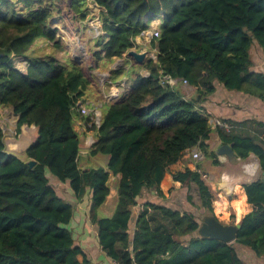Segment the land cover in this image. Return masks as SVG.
Wrapping results in <instances>:
<instances>
[{"label":"trees","instance_id":"trees-1","mask_svg":"<svg viewBox=\"0 0 264 264\" xmlns=\"http://www.w3.org/2000/svg\"><path fill=\"white\" fill-rule=\"evenodd\" d=\"M61 2L0 0V106L13 108L18 131L24 124L38 129L24 159L8 150L0 125V264H90L79 260L83 250L68 227L75 205L59 195L50 175L68 183L78 201L88 200L100 245L120 264H250L242 254L248 250L264 264L262 177L243 184L254 209L232 243L197 234L196 208L213 214L215 199L199 167L172 173L184 189L196 185L199 204L190 193L189 210L146 201L131 229L139 198L147 190L164 196L162 181L188 149L198 146L218 164L208 143L211 116L198 106L218 84L264 102V72L251 56L256 44L264 51V0H70L74 19L87 18L89 3L103 8L105 35L94 55L107 62L124 57L163 15L159 36L151 40L157 52L145 62L149 74L138 75L128 92L106 105L97 128L91 154L109 155L107 168L80 166L75 104L91 83L84 67L29 55L40 40L64 50L58 28L50 25ZM16 56L29 63L27 72L16 67ZM163 75L186 79L198 98H186L178 85L163 86ZM227 122L230 128H216L221 143L232 144L241 159L254 154L264 171V121ZM112 176L120 177L117 206L112 216L101 217Z\"/></svg>","mask_w":264,"mask_h":264},{"label":"crops","instance_id":"crops-1","mask_svg":"<svg viewBox=\"0 0 264 264\" xmlns=\"http://www.w3.org/2000/svg\"><path fill=\"white\" fill-rule=\"evenodd\" d=\"M62 2H64V4H62V7H60V9H57L54 12L53 17L50 20V25L52 27L58 28L57 35L62 32V29L67 30L65 31V33L68 34L67 36H63L64 34L59 36L60 38L62 37L61 39H64L62 40V42L64 44V49L67 50L66 45H68L73 37H75L71 36V34L77 32L81 27L87 25V21L90 19L89 17L91 15V3L88 4L90 12L89 15L86 19L82 20L74 19V13L72 12V9L70 7V0H62ZM161 20V16L155 18L151 23V28H159ZM53 21L55 22V24L52 23ZM45 42L46 43L44 44L46 45V47L49 46V42ZM92 43L95 45L94 40ZM147 43H149L148 40L145 41L144 48H146L147 52L151 51V55L148 53L146 60L149 57L154 56V54L157 52V50H155L156 48H152L151 44ZM85 44L88 45V41H85ZM138 46L139 45L137 44V47ZM97 48L98 47H96V45L95 47H92L93 54L91 61L89 62L90 64L86 63V65H84V71L88 78L91 80V83L82 99L87 100L88 103L96 102L98 98L102 97L100 95L101 93H103V89L101 87L97 89L95 87V81L91 78V73L96 71L97 68H100V66H106V69H108L106 72L111 73L109 82L111 86H116L122 81H127V83L132 86L138 75L141 74L145 76L149 74L148 70L145 68L146 60L143 64H140L133 60L131 57L127 56V54L124 55V57H122L121 59L124 60L123 66H120V70L116 72L117 68L114 69V67L110 68L109 66L111 64L113 65L115 61L113 63L107 62L105 59H98L94 55V50H96ZM136 49L138 51H141L138 48ZM41 50H43V48H41ZM56 55H58V52L56 53ZM251 56L254 62V68L264 72V51L262 50V48H260L259 45L256 44L253 46L251 50ZM54 58H56L63 64H69L70 61H73L71 58L62 59L55 55ZM177 87L180 88L185 97V88H189L190 96L186 98H198L193 86L179 83ZM99 92L101 93L99 94ZM101 102H104V100H101L99 103ZM198 106L203 107L204 111L211 117H215L224 122H227L228 120L242 121L248 118H256L258 120L264 121V102L261 99L240 91L229 90L222 84H218L216 92L213 95L209 96L205 101L201 102ZM105 108L106 105L104 104L103 110H105ZM9 118H12L13 120L11 119L10 121ZM17 121L18 116L14 113L12 107L0 106V125L2 126V128V122L5 124L9 123L10 126H13L16 123L17 128ZM75 128L80 134L81 148L88 151L87 153L80 155V166L84 168H107L109 155H93L91 154L92 147L87 146V142H89L90 140H94V142L97 141V130L89 123L88 117L82 116L79 111H76L75 115ZM37 130L38 129L35 125L24 124L21 127V134L19 135L21 142L19 147L20 149H23V154L16 153L18 156L24 159L27 158L25 151L28 146L37 138ZM208 143L210 145V150L217 152L216 159L218 161V164H214L212 159L205 158L204 156V165L198 166L196 163H189V159H192L190 157H185L184 154L183 158L180 161L170 167L169 172L166 174L164 180L162 181L161 190L164 196L158 195L155 190H147L145 191L144 195L139 198L138 204L133 207L134 217L131 222L132 230H135L137 216L144 208V203L146 201L164 204L171 208L173 207L179 210L190 209L185 204L189 191L182 187L181 182L173 180L172 177L173 172L185 170L186 167H189L192 170H195L199 167L200 169L198 170H200L202 173L210 174V176H212L217 181L219 186H216L215 189H217L218 191H222L217 192V195L219 198L224 199L221 201L217 199L213 207L214 214L220 221L224 223H239L247 213L253 211L254 205L248 203L243 184L255 180L250 178L247 160L252 157L258 161V158L254 154H252L247 159H241L237 157V161L232 162L228 159L227 156L219 155L218 149L220 148L222 143L216 128L212 129ZM194 164H196V166ZM216 176H218V179H216ZM50 180L51 183L56 187L59 195L71 201L75 205L74 217L68 227L72 230L76 243L81 246L83 250V255L79 256V260H87L90 264H113L112 258H110L106 254V252L100 245L98 226L90 218L88 200L84 199L83 201H78L74 197L73 191L71 190L68 183L61 182L52 175H50ZM119 180V176H112L110 179L111 192L107 200L99 208V215L101 217L112 216L116 209L119 196ZM175 201H177V203ZM218 203L222 206L221 211L218 210ZM230 209H232L233 211L230 212ZM232 214L233 216H235L234 221L231 217ZM187 239H189V236L187 237ZM242 254L247 256L251 264H263L262 258L260 259L256 257L254 252L251 250L244 251L242 252Z\"/></svg>","mask_w":264,"mask_h":264},{"label":"rangeland","instance_id":"rangeland-1","mask_svg":"<svg viewBox=\"0 0 264 264\" xmlns=\"http://www.w3.org/2000/svg\"><path fill=\"white\" fill-rule=\"evenodd\" d=\"M58 4H59V7H62V4H64V2H61ZM90 6H91V15L89 17L90 19L87 21V25L81 27L77 32L71 34V36H75V37H73V39L70 41V43L68 45H66L67 50L64 49L62 51H58L52 46V44L48 43L49 46L46 47V45L44 44V43H46L45 41H39L40 43L37 42L33 46V48L30 50L29 55H32L33 57H35V56L36 57H48V56L54 57V55H55V56H58L59 58H62V59L71 58L73 60V62H76V63L79 62L80 65H82L83 67H84V65H86V63L90 64L89 62L91 61L92 54H93L92 47H95V45H96V47H98V45H97L98 37L96 36L97 33L93 29V27L91 26L90 20L92 18V13L95 14L93 16V18H94L95 16H99L100 12L103 10V8L99 7V5H97V4L95 5L92 3ZM21 7H23V6H21ZM52 23L55 24L54 21ZM154 23H156V22H154ZM151 30H153V28H151L149 30H145L146 34H144V35L141 34L138 37H136V39H135L136 46L133 49L138 48L139 50H141L140 52L146 51V48H144L145 47L144 43H145V41L148 40L149 43H147V44H151V40H152V38L150 37ZM65 31H67V30L62 29V32H60L59 36H61L63 34H64L63 36H67L68 34L65 33ZM102 37L103 36H101L99 38H102ZM57 38H60V37L57 36ZM62 40H64V39H62ZM93 40L95 41V45L92 43ZM85 41H88V45L85 44ZM137 44L139 45L138 47H137ZM78 45L82 46V49H81V51L79 50V52L77 50ZM41 48H43V50H41ZM98 49H99V47L96 50H98ZM96 50H94V51H96ZM155 50H157V49H155ZM57 52H58V55H56ZM148 53L150 54L151 51L150 52L148 51ZM121 59L122 58H116L115 62L113 61L115 65L114 64L109 65L110 68L114 67V69L117 68L116 72L119 71L120 66H123V63H124V60H121ZM22 60H24L23 57H17V59H16L17 62L22 61ZM92 67H94V66H92ZM107 70L108 69H106V66H100V68H97L96 71L91 73V78L95 81V84H96L95 87L97 89H99L100 87L103 89V93L99 92V94L101 93L100 96H102V97L98 98L95 103H98L101 100H104L105 97L110 93L111 89L113 88V86H111V84L109 83L110 78H111V76H110L111 73L106 72ZM104 73H106L109 77L105 81H101L99 78H101ZM123 83L124 82L122 81V83H118L116 86L119 87L121 85L120 87H122ZM128 85H129V83H127V81H126L125 87H127ZM189 93H190L189 88H185L186 97L190 96ZM9 111H10V109H9ZM11 119L12 118H9L10 121H11ZM2 125L4 128L3 130L5 133V141H6V145H7L8 150L15 153V154L16 153L17 154H23V149H20V147L19 148L18 147L17 148H14V147L11 148L12 143L20 145V142H21L20 136H19L21 134V131H17L18 129L16 128V123L13 126H10L9 123L5 124L2 122ZM189 161H190L189 163H192V164L196 163L198 166L199 165L203 166L205 159L199 160L198 162L192 161L190 159H189ZM196 164H194V165L196 166ZM247 164H248V169H249V173H250V178L257 179L259 177H263L262 171L260 170L259 163L255 158L250 157L247 160ZM253 169H254V171H253ZM218 176H216V179H218L217 178ZM211 177L205 178V181L210 186L211 190L214 193V198H215L213 201V205H214V203L217 199H219L221 201L224 198L218 197L217 192H222V191H218L217 189H215L216 186H219V185H218L217 181L213 177L212 178ZM188 193H190L193 196V200L195 203H197V204L200 203V198H199V194H198V190H197L196 185L193 184ZM175 202L177 203V201H175ZM185 204H186V206L190 207V205H188V203L186 201H185ZM232 211L233 210L230 209V212H232ZM195 213L197 214L198 218L200 219L202 214H200V212L197 210V208L195 210ZM250 264H251V262H250Z\"/></svg>","mask_w":264,"mask_h":264},{"label":"built area","instance_id":"built-area-1","mask_svg":"<svg viewBox=\"0 0 264 264\" xmlns=\"http://www.w3.org/2000/svg\"><path fill=\"white\" fill-rule=\"evenodd\" d=\"M93 4L96 5V3H93ZM99 7H101V6H99ZM94 15L95 14L92 13V18L90 20V24L93 27V29L96 31V33H97L96 36L99 38L101 36H104L105 32L102 29V21L100 20V16H95L93 18ZM159 32H160V30L158 27L153 28V30H151L150 37L153 38V37L159 36ZM142 34L143 35L146 34L145 31L142 32ZM57 36L59 37V35H57ZM16 59H17V56L14 57L16 67L23 72H27L29 63L25 59L22 61H19V62H17ZM108 77L109 76L106 73H104L102 75V77L99 79L101 81H105ZM123 82L124 83L122 84V87H120L121 85L119 87L113 86L110 93L105 97L104 102H101V103L90 102V103H88L87 100L79 99L75 104V110L79 111V113L82 116L89 117V123L92 126H95L96 127L95 129L97 130V128L100 127L101 121L103 119V113H104L103 106H104V104L107 105L113 101H116L123 94L128 92L129 89L131 88L130 85L125 87L126 82L125 81H123ZM179 83L189 85L188 81L186 79H178V78L172 77L171 75H163L161 78V84L163 86H166V85L175 86V85H178ZM210 124H211L212 129L217 128V127H223V128H227V129L230 128V125L227 122L221 121L215 117H210ZM94 144H95L94 140H90L89 142H87L88 147L93 148ZM87 152L88 151L86 149H82V148L80 149V155L85 154ZM185 157H190L193 161L198 162L199 160L204 158V153L202 152L200 147L196 146V147H193L192 149H188L185 152ZM202 175L204 178L211 177L209 174H206V173H202ZM113 264H120V263L113 260ZM130 264H138V262L133 259Z\"/></svg>","mask_w":264,"mask_h":264},{"label":"water","instance_id":"water-1","mask_svg":"<svg viewBox=\"0 0 264 264\" xmlns=\"http://www.w3.org/2000/svg\"><path fill=\"white\" fill-rule=\"evenodd\" d=\"M71 7V6H70ZM161 19L163 15H160ZM148 52H140L136 49H131L127 53V56L131 57L137 63L143 64L146 60ZM1 57V55H0ZM80 64L79 62H77ZM219 155H225L232 162L237 161V155L233 149L232 144H222L218 149ZM29 166L32 167L36 161L31 159L28 161ZM264 180V171H262ZM120 193V188H118V194ZM241 228V223H224L218 219V217L213 213H204L200 217L199 227L197 229V234L201 237H208L210 239H218L226 243H232L237 237V233Z\"/></svg>","mask_w":264,"mask_h":264},{"label":"bare ground","instance_id":"bare-ground-1","mask_svg":"<svg viewBox=\"0 0 264 264\" xmlns=\"http://www.w3.org/2000/svg\"><path fill=\"white\" fill-rule=\"evenodd\" d=\"M81 49H82V46L78 45V47H77L78 52H79V50L81 51ZM80 56H81V55H80ZM11 146H12L11 148H13V147H14V148H17V147H18V148H19V145H18V144H13V143H12ZM253 171H254V169H253Z\"/></svg>","mask_w":264,"mask_h":264}]
</instances>
